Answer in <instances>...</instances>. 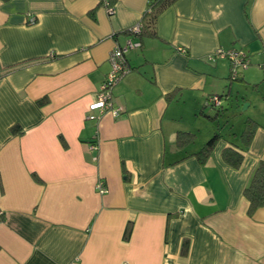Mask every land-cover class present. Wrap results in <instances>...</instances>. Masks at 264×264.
<instances>
[{"label": "crops", "instance_id": "crops-1", "mask_svg": "<svg viewBox=\"0 0 264 264\" xmlns=\"http://www.w3.org/2000/svg\"><path fill=\"white\" fill-rule=\"evenodd\" d=\"M110 1L0 0V264H264V206L250 216L244 195L264 161V0H178L143 37L125 30L148 0ZM129 38L122 113L90 111ZM233 49L238 75L217 55ZM214 96L259 122L238 168L224 140L189 156L217 127L198 114Z\"/></svg>", "mask_w": 264, "mask_h": 264}, {"label": "trees", "instance_id": "trees-1", "mask_svg": "<svg viewBox=\"0 0 264 264\" xmlns=\"http://www.w3.org/2000/svg\"><path fill=\"white\" fill-rule=\"evenodd\" d=\"M177 1L178 0H148V9L139 22L141 25L140 30L136 31L134 27H131L126 29L125 33L133 37L157 36L159 16ZM233 66L234 64L232 63V69ZM232 71H234V69ZM238 74L239 72H237V75ZM221 96L223 97V95ZM225 98L229 99V95L226 94ZM232 98L231 101L227 103L221 102L219 105L207 102V104H204L200 108L198 114H202L208 120L216 122L217 127L204 144L199 149L194 150V152L192 151L189 156L196 157L200 162L204 163L210 158L211 152L216 147L217 143L224 140L227 142V146L223 149L224 161L235 168L241 166L245 157V152L249 148L250 141L259 126V122L249 115L245 116L242 131L237 132L235 130L233 118L238 115H244L245 112L242 110L244 98H240L239 96ZM239 100L241 102H239ZM42 102L44 101H41V103ZM16 129L17 127H14L13 131ZM195 139L196 134L194 132L180 131L177 136V144L181 148H186L189 144H192ZM244 195L249 201L248 214L250 216L264 206V161H260L255 168L250 183L244 190ZM131 232L132 224L129 223L125 230V238L128 239ZM188 243V240L184 241L182 247L183 252L187 251Z\"/></svg>", "mask_w": 264, "mask_h": 264}, {"label": "built area", "instance_id": "built-area-1", "mask_svg": "<svg viewBox=\"0 0 264 264\" xmlns=\"http://www.w3.org/2000/svg\"><path fill=\"white\" fill-rule=\"evenodd\" d=\"M107 5L111 4L110 0H103ZM114 9L110 7V12L113 13ZM140 23H138L136 26H134L136 31L140 30ZM133 40L129 38L127 40L126 47L125 46H120L117 45L114 50L111 53V62H112V69L111 71L107 74L106 78L104 79L99 94L98 98L96 101L92 102L89 106L90 111L94 110H99L100 114L106 112V111H111L114 116H119L122 113V109L120 108H114L113 107V101H112V93L113 89L115 86L124 78L126 73L128 72V65L126 62V51L130 46H133ZM181 51L185 52L184 48H180ZM217 55L220 56H228L231 60L232 63L234 64L233 66V74H237L239 68L241 67H246L249 65V61H247L245 54L238 50H229V51H220ZM209 60L214 59V55H211L208 57ZM212 102L215 105L220 104V99L218 96H214L212 98ZM100 117L99 114H93L91 113L88 118L89 119H98ZM98 146L97 145H91L92 149H96ZM98 190L101 193L106 192V187L104 186V183L101 181L98 186ZM3 214V212L0 210V216Z\"/></svg>", "mask_w": 264, "mask_h": 264}, {"label": "rangeland", "instance_id": "rangeland-1", "mask_svg": "<svg viewBox=\"0 0 264 264\" xmlns=\"http://www.w3.org/2000/svg\"><path fill=\"white\" fill-rule=\"evenodd\" d=\"M244 91V90H243ZM242 95H246L247 97H251V95H252V93L249 91H247L246 92V90H245V92L242 94ZM247 102H249V101H244V103H243V105H242V110L244 109V106H246V104H247ZM245 104V105H244ZM251 111H253V107H247L246 108V110H244V112H247V114L249 115L250 114V112ZM187 114L188 115H190V113L189 112H187ZM247 115V116H248ZM246 115H238V116H235L234 118H233V121H234V124H235V130L237 131V132H240V131H242V129H243V127H244V117H245ZM201 125H197V127H200L201 128V134L200 135H203V133H204V131L206 130V127H207V125H208V121H207V119H205V118H202L201 119ZM197 124H200L199 123V121H197ZM206 126V127H205ZM191 127V126H190ZM205 134H204V136H203V138H202V141L205 139ZM200 146V144H198L196 147H199Z\"/></svg>", "mask_w": 264, "mask_h": 264}, {"label": "water", "instance_id": "water-1", "mask_svg": "<svg viewBox=\"0 0 264 264\" xmlns=\"http://www.w3.org/2000/svg\"><path fill=\"white\" fill-rule=\"evenodd\" d=\"M249 105H250V102H247V104H246V106H244V109L243 110H246V108L249 107Z\"/></svg>", "mask_w": 264, "mask_h": 264}]
</instances>
